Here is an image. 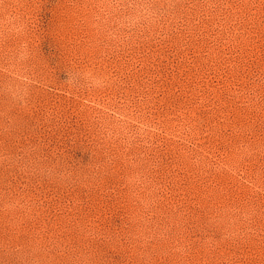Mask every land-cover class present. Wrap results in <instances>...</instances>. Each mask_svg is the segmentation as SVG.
<instances>
[{
    "label": "rangeland",
    "instance_id": "obj_1",
    "mask_svg": "<svg viewBox=\"0 0 264 264\" xmlns=\"http://www.w3.org/2000/svg\"><path fill=\"white\" fill-rule=\"evenodd\" d=\"M0 264H264V0H0Z\"/></svg>",
    "mask_w": 264,
    "mask_h": 264
}]
</instances>
